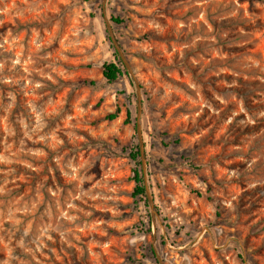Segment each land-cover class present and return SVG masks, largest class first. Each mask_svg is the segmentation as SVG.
<instances>
[{"label":"rangeland","instance_id":"obj_1","mask_svg":"<svg viewBox=\"0 0 264 264\" xmlns=\"http://www.w3.org/2000/svg\"><path fill=\"white\" fill-rule=\"evenodd\" d=\"M0 264H264V0H0Z\"/></svg>","mask_w":264,"mask_h":264},{"label":"trees","instance_id":"obj_2","mask_svg":"<svg viewBox=\"0 0 264 264\" xmlns=\"http://www.w3.org/2000/svg\"><path fill=\"white\" fill-rule=\"evenodd\" d=\"M112 21L119 24L122 23L123 20L119 16L112 15ZM110 39V37L108 36ZM111 40V39H110ZM112 42V41H111ZM112 47L114 48L116 52V59L115 60H110L107 61L103 64L102 72L103 76L107 79L108 82H114L118 80L122 75L126 74L125 70L123 69V61L121 57L118 55V52L115 48V46L112 44ZM119 111H116L115 113H111L108 115V119L113 120L118 117ZM126 122L128 123H133L135 125V122L133 120V114L130 109L127 110V119ZM130 157L134 160V168H133V180L135 182V187L133 190V197L136 198H146V186L144 183V174H143V169H142V162L140 160L141 157V152L139 145L135 146V148H131V151L129 153ZM192 193H196L198 195H202V192L197 189H192ZM150 230V229H149Z\"/></svg>","mask_w":264,"mask_h":264},{"label":"water","instance_id":"obj_3","mask_svg":"<svg viewBox=\"0 0 264 264\" xmlns=\"http://www.w3.org/2000/svg\"><path fill=\"white\" fill-rule=\"evenodd\" d=\"M110 35H111V40H112L117 52L121 55V57H123V52L121 50L120 44L118 43V41L116 40V38L114 37L112 32H110ZM139 105H141V100L140 99H139ZM137 129H138L139 139H140L141 160H142V164H143V167H144V163H145L144 142H143V137H142L141 126L139 125V123H138ZM146 192H147L148 196L150 197V191H149L147 186H146Z\"/></svg>","mask_w":264,"mask_h":264}]
</instances>
